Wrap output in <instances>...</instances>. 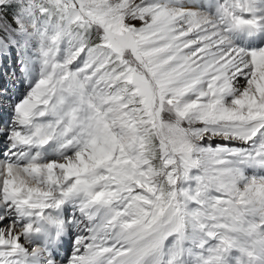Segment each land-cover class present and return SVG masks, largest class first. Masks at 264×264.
Returning <instances> with one entry per match:
<instances>
[{"label":"snow or ice","instance_id":"obj_1","mask_svg":"<svg viewBox=\"0 0 264 264\" xmlns=\"http://www.w3.org/2000/svg\"><path fill=\"white\" fill-rule=\"evenodd\" d=\"M0 264H264V0H0Z\"/></svg>","mask_w":264,"mask_h":264}]
</instances>
